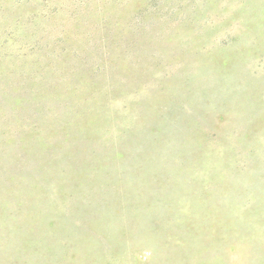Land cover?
Returning a JSON list of instances; mask_svg holds the SVG:
<instances>
[{
    "label": "rangeland",
    "instance_id": "374dc122",
    "mask_svg": "<svg viewBox=\"0 0 264 264\" xmlns=\"http://www.w3.org/2000/svg\"><path fill=\"white\" fill-rule=\"evenodd\" d=\"M0 264H264V0H0Z\"/></svg>",
    "mask_w": 264,
    "mask_h": 264
}]
</instances>
